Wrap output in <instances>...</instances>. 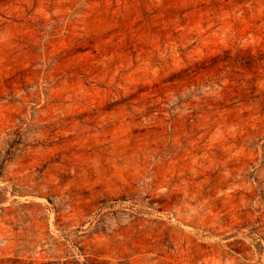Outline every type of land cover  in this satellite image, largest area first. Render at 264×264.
I'll use <instances>...</instances> for the list:
<instances>
[{
  "label": "rangeland",
  "instance_id": "obj_1",
  "mask_svg": "<svg viewBox=\"0 0 264 264\" xmlns=\"http://www.w3.org/2000/svg\"><path fill=\"white\" fill-rule=\"evenodd\" d=\"M0 264H264V0H0Z\"/></svg>",
  "mask_w": 264,
  "mask_h": 264
}]
</instances>
